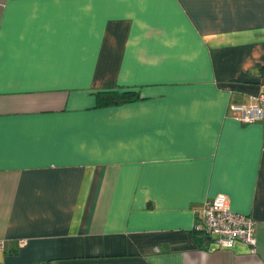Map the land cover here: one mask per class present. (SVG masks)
I'll return each instance as SVG.
<instances>
[{
	"label": "crops",
	"instance_id": "1",
	"mask_svg": "<svg viewBox=\"0 0 264 264\" xmlns=\"http://www.w3.org/2000/svg\"><path fill=\"white\" fill-rule=\"evenodd\" d=\"M260 93L264 0H0V264H264ZM220 193L255 252L193 232Z\"/></svg>",
	"mask_w": 264,
	"mask_h": 264
},
{
	"label": "built area",
	"instance_id": "2",
	"mask_svg": "<svg viewBox=\"0 0 264 264\" xmlns=\"http://www.w3.org/2000/svg\"><path fill=\"white\" fill-rule=\"evenodd\" d=\"M232 116L242 123H255L264 119V93L251 95L247 102L231 103ZM199 219L194 223V230L204 232L213 238L218 247L230 248L241 241L256 251V226L249 214L238 213L229 208L225 194H217L203 203L197 211ZM21 244L25 240L20 241ZM5 240L0 239V251L5 249Z\"/></svg>",
	"mask_w": 264,
	"mask_h": 264
},
{
	"label": "trees",
	"instance_id": "3",
	"mask_svg": "<svg viewBox=\"0 0 264 264\" xmlns=\"http://www.w3.org/2000/svg\"><path fill=\"white\" fill-rule=\"evenodd\" d=\"M133 91H118V90H107V92L99 95L98 106L105 105H114L119 104L121 102L129 101L131 99H135L138 96ZM193 232L198 233L199 231L193 230Z\"/></svg>",
	"mask_w": 264,
	"mask_h": 264
}]
</instances>
